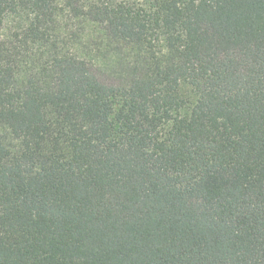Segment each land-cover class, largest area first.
Segmentation results:
<instances>
[{
  "label": "trees",
  "instance_id": "16d2710c",
  "mask_svg": "<svg viewBox=\"0 0 264 264\" xmlns=\"http://www.w3.org/2000/svg\"><path fill=\"white\" fill-rule=\"evenodd\" d=\"M0 264H264V0H0Z\"/></svg>",
  "mask_w": 264,
  "mask_h": 264
}]
</instances>
